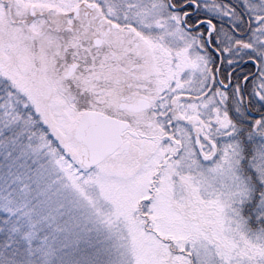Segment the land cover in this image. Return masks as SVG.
<instances>
[{
  "label": "snow or ice",
  "instance_id": "snow-or-ice-1",
  "mask_svg": "<svg viewBox=\"0 0 264 264\" xmlns=\"http://www.w3.org/2000/svg\"><path fill=\"white\" fill-rule=\"evenodd\" d=\"M0 264H264V0H0Z\"/></svg>",
  "mask_w": 264,
  "mask_h": 264
}]
</instances>
